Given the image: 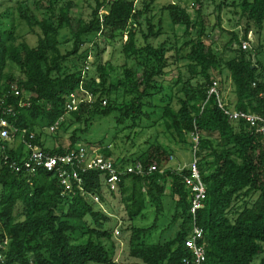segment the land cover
<instances>
[{
    "label": "trees",
    "instance_id": "obj_1",
    "mask_svg": "<svg viewBox=\"0 0 264 264\" xmlns=\"http://www.w3.org/2000/svg\"><path fill=\"white\" fill-rule=\"evenodd\" d=\"M85 1L90 8L86 19L72 14L74 0H0V107L12 108L4 116L26 130L25 138L33 132V141L45 151L61 153L85 144L80 134L88 132L95 116L115 113L117 124L129 120L136 125L160 110L164 132L190 150L196 145L206 193L194 218L184 182L188 170L165 167L172 154L159 140L149 142L139 155L114 159L107 146L85 144L99 147L120 168L136 161L155 165L144 175L121 176L120 201L130 220L142 215L148 203L160 212L166 189L174 201L168 225L179 220L175 234L148 243L141 238L157 219L148 227L131 224L130 257L140 264H192L185 239L195 224L203 230L202 264H264V132L243 119H230L215 94L208 96L216 81L227 108L264 115V58L258 42L264 0L216 1L219 13L232 6L244 20L241 36L226 32L221 49L204 42L209 32L201 0L188 6L185 0L160 6L156 0ZM13 13L36 34L34 45L16 41ZM216 20L220 27L219 14ZM64 29L70 33L65 41L70 49L62 52L59 34ZM252 31L257 44L249 41L247 49L241 48ZM114 41L124 58L116 80L112 64L101 61L102 45ZM173 68L176 77L166 83ZM224 73L232 83L231 101L222 92ZM173 86H179L175 95ZM119 90L129 98L117 101ZM71 94L77 98L75 108L67 106ZM55 122L57 128L50 132ZM74 123L79 126L70 132L68 144L56 139L52 147L42 144V136L64 132ZM5 145L0 152V264H122L114 257L113 230L106 227L110 215L83 195L97 193L102 199L101 172H81V184L66 188L51 171L29 170L23 143Z\"/></svg>",
    "mask_w": 264,
    "mask_h": 264
},
{
    "label": "rangeland",
    "instance_id": "obj_2",
    "mask_svg": "<svg viewBox=\"0 0 264 264\" xmlns=\"http://www.w3.org/2000/svg\"><path fill=\"white\" fill-rule=\"evenodd\" d=\"M167 1L169 0H156V4L157 6H160ZM185 1L188 6L192 0ZM216 1L217 0H201L203 3L202 18L205 26L207 27V32H209V37H205L204 42L207 44L213 43L217 49H221L222 44L229 37L226 32L234 31L238 33L239 37L241 36L244 27V20L241 19L239 10L232 6H224L219 13L216 9ZM74 2L75 6L72 9V14L86 19L90 11L87 3L88 1L74 0ZM191 10L192 9L189 8V11ZM217 14L220 16V27L216 25ZM12 22L14 24V36L16 37V41L25 40L29 45H34L37 39L36 34L30 31L26 23L19 18L16 13H13L12 15ZM178 32L180 33L179 30ZM68 38H70L69 31L66 29L61 30L59 39L61 42L60 49L62 52L70 49V45L65 42ZM160 38L162 39L163 37ZM248 38L251 46L252 44H257V36L254 31L248 34ZM158 40L159 39L155 40L154 43ZM259 40L258 42H260L262 46L261 58L263 59L264 29L260 33ZM102 46H104V52L102 53L101 61H109L112 64L114 70L111 71L110 74L111 78L116 80L122 76V63L124 61V58L119 50V41L106 44L104 43ZM233 46L236 47V44L234 43ZM225 54L229 55L228 53ZM225 54L224 56H226ZM128 63H130V61H128ZM9 65H11V62H9ZM13 68L14 70L16 69L15 67ZM180 68L183 69L182 66ZM176 72V68L167 72L166 76L168 79L166 83H169L170 79L174 80ZM223 79L224 82L222 84V92L224 98H226V101H231L234 96L232 93V83L230 78L227 76V73H224ZM171 89L175 95L178 93L179 86H173ZM115 98L117 101H121L122 99L127 100L129 95H126L122 90H119L116 93ZM174 100H176V98H174ZM174 100L173 105L174 107H177ZM159 112L160 110H156V113L150 118H141L136 125H131L129 120L122 125L117 124L115 121V113H112L109 116H95L88 132L82 134L78 133L80 134V142L85 144L92 143L99 147L107 146L112 152L111 158L114 159L116 157H134L139 155L148 146L149 142L157 139L171 150L172 158H170L165 167H171L173 169H179L184 166L186 167L192 160L193 152L188 148V146L177 143L176 140H174L167 132H164L161 120L159 119ZM78 126L79 124L74 123L64 132L60 130L59 132L56 131L52 134L47 133V135L42 136L41 142L46 147H52L55 144L54 139L68 144L70 132ZM102 196V202L100 204H96V207H100L104 212H107L110 215V219L106 224V227L111 228L113 231L115 229L118 230L117 235L113 233L112 240L115 244V260L122 264H140L136 261V259L130 257L129 255L131 224L136 227H148L153 224L155 218L157 219L155 227L150 230L147 236H143L141 238L148 243L163 242L164 240L172 237L179 227V220L174 222L171 226L168 225L174 211V201L168 194V189H166L165 193L162 195V210L160 212L157 213L155 207L148 203L142 210V215L133 217L132 220L129 219L124 206L120 201L119 191L110 194L104 190L102 191Z\"/></svg>",
    "mask_w": 264,
    "mask_h": 264
},
{
    "label": "built area",
    "instance_id": "obj_3",
    "mask_svg": "<svg viewBox=\"0 0 264 264\" xmlns=\"http://www.w3.org/2000/svg\"><path fill=\"white\" fill-rule=\"evenodd\" d=\"M248 47L249 38L241 42V48L247 49ZM12 89L15 94H19V90L15 86H12ZM210 94H215L218 107L229 116L230 119H243L248 122L251 127H254L257 132H264V115L227 108L226 102L218 90L216 81H213L212 85L208 88V96ZM70 96L71 99L67 106L69 108H75L77 98L73 94ZM102 103L105 104V101L103 100ZM0 111V152L5 149L6 143L12 147H15L20 142L23 143L25 147V157L23 159L29 170L33 171L35 168H43L47 171H51L66 188H69L72 182H75L78 186L81 184V172L98 170L101 172L102 191L105 190L111 194L118 191V184L123 174L135 173L144 175L156 169L154 164H150L146 167L140 161L124 165L121 168L117 167L110 157H105L100 152L98 149L99 147L92 145L79 144L72 150L61 153H50L33 141L35 138L33 132L29 133L28 138H25L24 134L26 130H18L17 127L8 121L4 115L12 113L11 107H0ZM56 128L57 122L49 126L48 130L54 132ZM193 141L195 143L197 142V136L193 137ZM195 147L196 145L194 144L192 160L186 166L188 175L184 177V182L191 195L190 212L193 218L195 212L203 206L206 193V188L201 179L197 160L194 155ZM182 168L183 167L179 168V170ZM83 195L94 204H100L102 202L100 195L97 193L83 192ZM113 233L117 235L118 230L115 229ZM202 235V228L193 224L190 234L185 239V246L192 254V264H202L205 260L204 244L200 242ZM4 243H6V241H4ZM2 248L4 247L2 246ZM2 259L3 255L0 251V262Z\"/></svg>",
    "mask_w": 264,
    "mask_h": 264
}]
</instances>
